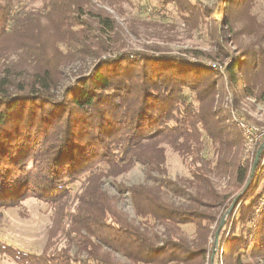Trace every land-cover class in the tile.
I'll return each instance as SVG.
<instances>
[{"label":"trees","instance_id":"trees-1","mask_svg":"<svg viewBox=\"0 0 264 264\" xmlns=\"http://www.w3.org/2000/svg\"><path fill=\"white\" fill-rule=\"evenodd\" d=\"M31 1H41L47 9L40 17L46 18L53 30H59V41L77 44L90 54L94 65L66 86L59 97L51 91V65L34 72L30 81L23 79L17 85L0 81V207H15L27 199L45 203L53 210L47 241L66 235L85 251L86 258L72 257L67 248L58 249L49 242L51 248L40 254L0 242V254L16 264H119L114 253L125 257L128 264H204L210 248L191 247L202 243V235L207 236L208 229L199 224L209 222L211 217L195 208L204 200L212 201L214 206H222L219 214L224 213L225 221L234 212L235 207L227 213L232 200L215 192L208 175L214 171L227 173V157L243 143V133L230 118L219 115L217 107L223 97L218 84L224 78L222 90L225 88L237 98L264 103V50H247L232 58L223 73L217 69V60L207 65L182 56L134 49H118L115 55H109V46L100 42L102 39L89 38L86 30L91 27L93 13L87 8L91 7L90 0ZM195 1L162 0L196 19L203 11ZM13 9L14 0H0V42L9 36L6 28L11 19L26 23L22 13ZM69 15L74 19L69 20ZM99 15L95 20L99 25L92 22L97 28L114 29L112 20ZM32 19L35 17L28 21ZM77 24L83 27L80 25L79 37L74 38L78 34L71 37L65 30ZM50 38L53 42L58 39L56 34ZM23 48L32 50L30 44ZM38 48L42 63L53 64L44 52L45 45ZM203 135L216 152L213 169L202 156ZM165 146L190 159L197 184L193 203L184 207L170 204L162 197L161 184L125 188L135 216L164 227L159 235L129 221L117 208V198L102 189L101 179L117 177L139 163L147 174L163 175L162 183L168 184ZM250 168L251 164L236 166L234 180L238 187L246 183ZM255 176L254 173L252 178ZM81 177H85L82 190L73 196L72 185ZM254 192L249 205L240 211L244 223L252 215V219L258 217L255 228L248 229L251 239L233 237L223 244V257L237 263L246 254L264 261V201L258 215L254 213L264 199V190L257 195ZM72 201L74 205L70 207ZM188 223L204 232L198 233L200 242L190 245L179 236L169 238L170 225ZM218 239L217 243L213 241L214 251L216 246L219 248Z\"/></svg>","mask_w":264,"mask_h":264},{"label":"rangeland","instance_id":"rangeland-1","mask_svg":"<svg viewBox=\"0 0 264 264\" xmlns=\"http://www.w3.org/2000/svg\"><path fill=\"white\" fill-rule=\"evenodd\" d=\"M196 1L195 5L200 6L203 13L201 12V16L195 19L187 17L188 14L185 15L173 3L165 4L162 0H90L92 9L90 6L87 8L93 13L89 20L91 27L87 26L86 30L89 32V38L96 41L102 39L100 42L109 46L110 50L107 51L109 55H115L118 49L122 51L134 49L182 56L189 58L190 61H199L207 65H212L214 63L212 60H217L215 64L221 73L232 58L241 56L243 52L264 50V0H229L226 5L219 3L221 0ZM18 11L22 13L26 23L18 24L15 18L8 22L6 32L9 33V36L0 42V81L5 79L16 85L23 79L30 81L34 72L38 73L51 65L54 66V82L51 91L59 97L66 86L80 75L90 71L94 65L92 64L94 59H90V54L81 50L82 48L77 44L70 41L69 45H65L59 41L62 35L59 30H53L49 21L40 17L44 16L47 11L43 8L41 1L14 0L12 12ZM30 11L37 14L31 15ZM99 14L112 20L114 29L105 27L102 31L97 28L95 20L99 18ZM32 16L35 19L28 21V18ZM69 16V20L74 19V16ZM84 17L89 16L85 15ZM80 25L83 27L82 24H77L65 31L71 33V37H73L78 34L77 30L82 28ZM54 34L58 37L54 40L55 44L50 38ZM100 34L103 37L97 38ZM76 37H79V34L74 38ZM28 44L32 46V50L23 48ZM42 44L45 45L44 52L48 57L50 56L53 64L42 63L43 55L39 54V48L36 49L37 45L41 46ZM39 60L40 62H38ZM221 85H225L224 78L218 84L223 97L221 105L217 107L221 112L219 115L230 118V121L237 126L241 133H244L248 126H253L258 131L264 132V103L248 97L237 98V96L228 93L225 88L222 90ZM257 133L259 134V132ZM203 140L205 149L202 156L211 163L213 169L216 163L214 146L210 144L205 135H203ZM263 140L264 136L257 142L253 150L246 151L248 139L243 136L241 147L233 149L227 157V173L213 170L214 172L208 175L215 192L225 195L227 201L232 200L227 213L233 207L235 209L225 221L224 213L221 216L219 214L222 206H214L212 201L204 200L195 208L199 213L211 217L209 222L203 220L199 224L200 227L208 229L207 236L202 235V243L191 247L196 249L204 246L207 251L210 248V251L205 255L204 264H264L262 259L254 258L250 254L243 255L237 263L227 257L224 258L222 253L223 244L233 237L250 240L248 229H254L258 220V217L252 219V215L251 219L244 223L243 218L240 217V211L242 207L249 205L251 192L255 190L254 194L257 195L264 190V147L259 155L256 168L252 172L257 149L264 142ZM164 148V168L168 184L162 183L163 175L147 174L145 167L139 163H135L131 169L117 177L101 179L102 189L109 196L117 198V208L128 217L129 221L138 224L141 229L150 233L157 232L159 235L163 234L164 227L155 224L152 220L145 221L136 217L125 188L136 184H161L163 185L161 187L162 197L170 204L184 207L193 203L192 197L195 195L197 184L191 174V171L194 172V170L189 165L191 164L190 159L180 157L167 146ZM250 164V173L246 183L238 187L234 180L236 166ZM254 173L256 176L252 178ZM84 181L85 177H81L72 185L71 194L73 196L81 192ZM263 201L264 199L261 200L257 208L262 207ZM232 204L233 206L229 210ZM73 205L74 201L70 203V207ZM254 213L258 215L257 209ZM52 216L53 210L36 199L24 200L15 207H0V242L33 254H40L43 250L51 248L52 245L55 247L57 245L58 249L67 248L72 257L86 258L85 251L79 250L77 245L71 243L66 235H58L57 239L47 241L48 231L52 226ZM222 219L223 223L219 227ZM217 230L219 235V239L218 236L217 239L220 241L219 248L216 246L217 249L215 248L214 251L212 235L215 237ZM199 232L204 234L201 230L197 231L196 226L192 223L180 224L176 227L169 226V238L176 239L179 236L190 245L202 240L199 237ZM48 242L51 244L49 247ZM113 257L119 264H128L126 258L121 254L114 253ZM212 257L213 262L211 263ZM0 264L16 263L0 254Z\"/></svg>","mask_w":264,"mask_h":264},{"label":"built area","instance_id":"built-area-1","mask_svg":"<svg viewBox=\"0 0 264 264\" xmlns=\"http://www.w3.org/2000/svg\"><path fill=\"white\" fill-rule=\"evenodd\" d=\"M259 132V134L257 133ZM244 137H247L248 141L246 143V151L253 150L257 142L264 136V132H260L257 129H255L253 126H248L245 128V131L243 133ZM257 211H260V208H257Z\"/></svg>","mask_w":264,"mask_h":264},{"label":"water","instance_id":"water-1","mask_svg":"<svg viewBox=\"0 0 264 264\" xmlns=\"http://www.w3.org/2000/svg\"><path fill=\"white\" fill-rule=\"evenodd\" d=\"M263 147H264V142H263V143L259 146V148L257 149L256 155H255V158H254V161H253V164H252V172H253V171L255 170V168H256V165H257V162H258V159H259V155L261 154V151H262ZM234 202H235V201H234ZM234 202H233V203H234ZM232 206H233V204L231 205V207L229 208V210L232 208ZM229 210H228V211H229ZM222 223H223V219L221 220V224L219 225V227H221ZM218 230H219V228H218ZM218 230H217V232H216V234H215V240H214V242L217 241Z\"/></svg>","mask_w":264,"mask_h":264}]
</instances>
